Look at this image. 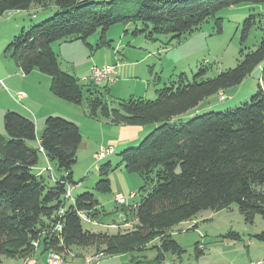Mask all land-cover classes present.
Listing matches in <instances>:
<instances>
[{"label":"trees","instance_id":"1","mask_svg":"<svg viewBox=\"0 0 264 264\" xmlns=\"http://www.w3.org/2000/svg\"><path fill=\"white\" fill-rule=\"evenodd\" d=\"M244 2L264 0H0V17L32 5L57 7L53 16L15 36L8 50L25 73L37 69L51 76L56 96L80 104L83 85L61 68L60 56L52 47L55 41L87 42L101 29L96 46L87 42L97 49L110 43L107 31L120 22H143L145 28L134 33L152 39L160 34L181 38L210 18H216L221 31L223 21L217 13ZM254 18L252 14L244 21L242 41ZM240 54L235 67L215 77H206L208 66L201 64L192 79L182 73L171 85L158 88L156 98L130 97L121 100L118 108H110L99 95V84L89 82L92 116L97 117L101 108L112 124H157L138 146L120 152L118 163L108 161L100 167L96 191H112L110 174L120 165L144 180L141 201L124 208L125 224L134 222L133 227L116 233L83 227L81 211L88 217L85 220L95 219L101 212L93 192L79 194L67 205L68 187L77 184L73 167L83 139L78 124L62 116H48L39 144L32 146L29 141L37 139L34 119L7 110L6 134L0 133V257L28 259L40 248L59 252L66 259L74 248L93 247L92 253L106 256L134 254L158 239L153 246L157 250L154 261L162 263L170 254L181 257L184 252L173 238L174 227L203 210L218 211L237 204L247 222L253 223L257 214L264 218V68L259 89L249 101L226 111L199 114L187 122L175 121L205 98L241 84L264 62V39L257 48L242 49ZM40 154L63 172L53 184L34 172ZM232 236L240 238L237 233ZM255 237L264 242V230Z\"/></svg>","mask_w":264,"mask_h":264},{"label":"rangeland","instance_id":"2","mask_svg":"<svg viewBox=\"0 0 264 264\" xmlns=\"http://www.w3.org/2000/svg\"><path fill=\"white\" fill-rule=\"evenodd\" d=\"M56 10L57 7L54 5L49 8L32 5L28 10H15L0 17V76L16 74L17 70L21 74H30V81H33L41 92L50 93L49 98L42 99L44 105H55L59 101L66 102L72 105L76 116L83 115L86 118L95 119L101 122L102 125L105 124L106 127H109L108 123L110 121L104 117L101 108L97 117L92 116L90 113L88 98L91 94L88 92V84L91 81L87 78L90 76L93 67L112 65L116 68L118 64L119 66L122 63L126 64L123 76L119 75L117 77L114 73L111 81L104 80L97 86L99 95H102L108 106L118 108L121 100L134 97L133 93L138 92L139 89L142 90L145 86L152 90L154 86H157L158 89L165 85H171L172 81H176L182 73L192 79L201 64L208 66L206 77H215L221 71L233 68L238 64L242 49H255L264 39V2H244L223 8L217 13L216 17H221L223 21L221 31L216 27V18H210L194 32L184 34L181 38H173L171 34H160L152 39L147 37L145 33H134L136 29L142 30L145 28L143 22H120L110 26L107 31L106 39L110 43L97 49H91L87 42L92 46H96L101 35V29L91 35L87 42L82 39L55 41L52 43V47L60 56L61 68L78 77L83 85L84 100L82 103L76 104L64 100L52 92L51 76L42 72L37 76L36 73H39L37 69L33 70L36 71L35 73L33 71L25 73L11 57V51L8 50L10 42L22 30H27L34 24L50 18ZM252 14L255 15V23L246 40L242 41L244 21ZM114 57L116 58L114 59ZM116 62L117 64H115ZM131 62L135 63L136 66ZM132 67L136 70L131 71ZM263 68L264 62L256 67L241 84L224 90L222 92L226 95L224 100L220 99V93L211 95L200 103L196 115L176 116L175 121L187 122L199 114L211 111H226L249 101L259 89ZM114 79L116 80L114 81ZM7 82L5 79H0V89L8 91L10 95L6 103L17 102V93H25L27 96L17 102L21 105L25 104V99L29 96V90L20 91L18 89L21 86L20 80L17 89L10 88ZM15 85L17 86V84ZM156 97L157 93L149 99ZM4 102L5 98L2 94L0 96L1 107L7 105ZM4 115L5 113L3 118ZM34 121L36 123V120ZM81 126L84 141L78 150L77 162L73 167L74 181L77 184H71L73 198L67 200V205L74 203L77 195L84 192H93L99 202L101 212L95 219H84L82 221L85 229L95 232L108 231L116 233L118 229L133 227L134 222H129L128 225L125 224L127 222L125 210L128 206L117 203L116 193L121 192L131 205L139 203L143 196L141 187L144 184L141 175L136 172H129L124 166L120 165L110 174L114 190L100 192L94 190V187L101 178L100 167L103 164L108 161H113L114 164L118 163L120 152L125 148L138 146L151 131L137 144L124 147V143L114 145L115 143L109 142L111 138L117 137V130H109L108 128V130L103 131L96 130L88 125L86 127L83 123ZM2 127L0 133L6 134L5 126ZM36 134L37 139L29 141L32 146L39 144L38 139L42 131L36 130ZM109 146L114 147V153L100 160L97 159L96 153L99 149ZM49 167L52 168V171L47 170ZM34 172L42 175L51 184L55 182V177L63 175V172L58 170L56 163L47 160L44 154H40V160L35 166ZM117 186L118 188H116ZM132 193H135L136 196L131 197ZM112 224L117 225V227L113 228ZM263 230V216L257 214L254 222L249 223L245 220L237 204H233L231 208L218 211L206 209L199 212L192 220L174 227L173 238L181 245L184 252L181 257L177 254H170L168 257L170 262L164 261L160 264H250V259L257 260L259 257L263 259L264 248H256L253 245L254 243L264 244L263 241L255 237L257 233ZM234 233L239 234L240 238L236 239L232 236ZM158 243L159 240L156 239L148 249L134 254H127L128 260L135 255L144 264H158L154 261L157 250L153 248ZM86 249L94 251L93 247ZM256 260L255 262H262L263 264V261ZM71 261L75 262L74 260Z\"/></svg>","mask_w":264,"mask_h":264},{"label":"crops","instance_id":"3","mask_svg":"<svg viewBox=\"0 0 264 264\" xmlns=\"http://www.w3.org/2000/svg\"><path fill=\"white\" fill-rule=\"evenodd\" d=\"M62 53V52H60ZM116 57H114L115 59ZM117 64V62L115 63ZM131 64H134L136 66L135 63L131 62ZM138 64V63H137ZM125 63L118 64V67H116V72L114 75H116L117 77L119 75H124V70H125ZM133 68V67H132ZM131 71L136 70V68L130 69ZM138 70V69H137ZM36 71H33V73H35ZM16 74H4L2 76H0V79H5V81L7 80V85L10 88L13 89H17L18 87V81L20 80L21 86L18 87V89H20V91H27L29 90V96L28 98L25 99V104L21 105L18 102H14V103H10L7 104L6 100L8 97H10L8 91L6 90H2L0 89V96L3 94L4 98H5V102L3 107L0 106V128L2 129L3 125H4V118H3V114L7 111V110H17L21 113H23L25 116H28L34 120H36L37 123V130H41L43 132L44 127H45V122L48 116L50 115H55V116H62L65 117L75 123L78 124L80 131L82 132V126L81 124L83 123L86 127L91 126L94 129H98V130H105V129H109V130H117L118 134L116 138H111V140L109 142L111 143H115L119 144V143H124V147H127L129 145H133V144H137L139 141L142 140V138L144 136H146L150 131H152L157 124H149V125H145V126H141V125H126V124H120V125H116L112 123H108L109 127H106L105 124L102 125L101 122L95 120V119H91L89 117H81V116H76V114L73 112V107L72 105L66 103V102H62L59 101L57 102L55 105H48V104H43L42 103V99L45 98H49L50 93L49 92H41L39 90V88L34 84L33 81H30V74H21L19 70H17V72H15ZM91 73V72H90ZM32 74V73H31ZM37 76L40 74L36 73ZM44 74V73H43ZM87 76V75H85ZM149 78H151L149 76ZM152 79V78H151ZM116 79H114L115 81ZM17 84V86L15 85ZM6 85V86H7ZM155 85H157V83H155ZM142 87V86H141ZM157 86H154V89L149 90L147 86H145L142 90L139 89L138 92H134L133 96L134 97H144V98H150V97H154L155 93H156V88ZM49 91V90H48ZM14 95V94H12ZM15 96V95H14ZM15 99V97H14ZM24 106V107H23ZM200 106V104L188 111L185 115L186 116H193L195 114H197L198 111V107ZM212 106V105H210ZM209 106V107H210ZM107 129V130H108ZM39 132V131H38ZM84 141V138L82 139V143ZM81 143V144H82ZM112 145V144H109ZM81 148V145H80ZM79 148V149H80ZM98 149V148H97ZM74 177V174H73ZM113 186V185H112ZM119 186V185H118ZM118 186L116 188H118ZM114 186L112 188V190H114ZM118 194L121 192H117ZM116 193V194H117ZM113 228H116L117 225L112 224ZM202 245V244H201ZM254 246H256V248H264V244H257L254 243ZM200 249V248H199ZM93 251H91L90 249H81V248H74L73 251L70 252V257L68 256L69 260H74L77 263H81L84 260V257L89 254L92 253ZM48 251H44L42 248L38 249V251L35 253V255L33 257H31V264H46L47 262V256H48ZM262 258H257L256 259H250V262L253 261H263L264 264V256H262ZM27 260V258H8V257H0V264H24V262ZM142 260L138 259L137 256L133 255L131 259L128 260L127 254H117V255H111V256H105L103 257L100 261H98L97 264H144L143 262H140ZM166 262H170L169 258L168 260H166ZM160 264V263H158Z\"/></svg>","mask_w":264,"mask_h":264},{"label":"built area","instance_id":"4","mask_svg":"<svg viewBox=\"0 0 264 264\" xmlns=\"http://www.w3.org/2000/svg\"><path fill=\"white\" fill-rule=\"evenodd\" d=\"M116 72V68L115 66L112 65H105L103 67H93L91 69V73L90 76L87 78L88 80H90L93 83L96 84H100L102 81L104 80H109L111 81V78L113 76V74ZM27 95L25 93H17L16 95V99L18 101L23 100V98H25ZM226 98V95L224 93H221L220 95V99L224 100ZM114 153V147L113 146H109L106 148H100L99 151L96 153V158L97 159H102L107 157L109 154H113ZM49 170L52 171V168L49 167ZM72 185H70L68 187V190L66 192V198L70 199L73 198V193H72ZM136 194L132 193L131 197H135ZM116 201L119 205H125V206H130L131 204H129L127 202L126 197H124L122 194H116ZM137 205V204H135ZM134 205V206H135ZM61 212H63V210H61ZM80 215L85 218L88 219L87 215L84 212H80ZM58 230L62 229V226L60 224H58L57 226ZM34 245L37 247L38 243H34ZM105 253L104 252H98V253H91L85 256L83 262L81 263H76L73 262L69 259H66L61 253L56 252V251H49L48 256H47V262L46 264H97L98 261H100L103 257H105ZM24 264H31V259L28 258ZM164 264H170V263H164ZM250 264H262V262H251Z\"/></svg>","mask_w":264,"mask_h":264}]
</instances>
